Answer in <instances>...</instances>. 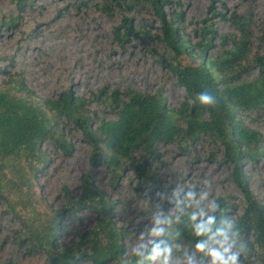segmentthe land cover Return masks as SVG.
I'll return each instance as SVG.
<instances>
[{"label": "trees", "instance_id": "obj_1", "mask_svg": "<svg viewBox=\"0 0 264 264\" xmlns=\"http://www.w3.org/2000/svg\"><path fill=\"white\" fill-rule=\"evenodd\" d=\"M11 1L19 10L27 2ZM95 8L109 16L114 9L128 13L143 8L153 11L159 23V35L155 38L169 56V61L161 57L160 62L167 63L184 100L174 110L161 94L132 90L112 89L108 93L101 90L88 98L73 96L65 90L55 97L38 98L20 76L8 74L7 80L0 83V206L20 226L13 241L18 246L24 244L28 254L45 256L47 264H119L128 232L114 220L112 207L116 200L97 188L88 174L81 175L76 194L65 186L61 188L64 204L59 209L53 210L40 197L33 215L25 217L19 208L32 206L28 197L32 196L38 166L43 167L49 161L41 144L48 141L69 152L70 144L62 128L71 124L91 148L90 165L102 164L112 186L129 168L136 175L138 188L153 183L151 192L157 189L159 180L147 166V160L158 158V147L176 143L187 150L188 145L206 137L218 149L220 162L230 168V180L242 194L243 206L238 210L229 199L216 197L222 214L235 218L246 243L241 262L264 264V203L249 190L243 168L244 163L264 166L263 138L244 120L249 113L264 112V26L258 29L253 50L248 21L234 15L227 18L218 11L212 14L228 20L235 27L233 34H221L217 41L214 25L203 20L193 30L196 41L192 42L182 34V15L174 13L171 0H100ZM164 8L171 11L168 19ZM121 20L113 31L119 44L132 38L136 41L154 38L149 36L146 25L134 27L132 17ZM16 21V18L7 22L1 19L0 27H14ZM218 46L220 49L212 54ZM203 89L215 95V105L206 107L197 102L196 94ZM93 103L106 116L98 117L92 112ZM7 166L17 168L15 181L7 178ZM81 210L94 214V226L78 234L75 243L67 245L59 239L64 231V218L74 220ZM173 231L179 232L175 242L191 251L194 241L186 216L173 225ZM173 256L178 257L179 253L174 252ZM1 264L15 262L7 259Z\"/></svg>", "mask_w": 264, "mask_h": 264}, {"label": "rangeland", "instance_id": "obj_2", "mask_svg": "<svg viewBox=\"0 0 264 264\" xmlns=\"http://www.w3.org/2000/svg\"><path fill=\"white\" fill-rule=\"evenodd\" d=\"M171 1L174 13L182 15V34L189 36L192 42L196 41L193 30L199 28L203 20L214 25L216 40L221 34L235 32L228 20H222L219 15L212 16L218 11L227 18L234 15L246 19L252 35V49L257 46L258 29L264 26V0ZM99 2L27 0L25 7L19 10L11 0H0V20H17L14 27H0V83L7 80L8 74H17L38 98L55 97L65 90L81 98H88L101 90L108 93L112 89L161 94L170 109H178L184 95L176 86L167 63L160 62L161 57L169 61V56L155 38L159 35V23L153 11L143 8L128 13L114 9L109 16L95 8ZM164 11L168 19L171 11L169 8ZM122 17H132L134 27L146 25L149 36L154 38L141 41L132 38L119 44L113 31L122 22ZM219 49L218 46L211 53H217ZM104 97L101 94V99ZM91 111L98 117L106 116L100 113V106L96 103L92 104ZM244 120L261 134L264 145V112L249 113ZM62 134L70 144L69 152L48 141L41 144L49 161L43 167L38 166L32 196H27L32 206H19L25 217L33 215L39 197L53 210L61 208L64 204L61 188L65 186L76 194L82 174H88L97 188L116 200L112 211L116 223L128 232L125 245L148 222L151 206L157 200L156 193L162 192L161 188L171 189L179 185L199 190L207 187L212 196H222L236 204L237 210L243 206L242 194L230 180V168L220 162L218 149L206 137L188 145L187 150L180 149L176 143L159 146L158 158L147 160V166L159 180L157 189L151 192L153 183L138 188L136 175L129 168L112 186L109 173L102 164L90 165L91 148L80 132L66 124ZM243 168L248 176L249 190L264 203V166L244 163ZM16 171L17 168L7 166V178L15 181ZM5 211L0 206V264L7 259L15 264H47L45 256L28 254L24 244L18 246L13 241L20 226ZM94 223V214L81 210L74 220L64 218V231L59 239L71 245L78 240V234L92 229ZM172 264H177V257H172Z\"/></svg>", "mask_w": 264, "mask_h": 264}, {"label": "clouds", "instance_id": "obj_3", "mask_svg": "<svg viewBox=\"0 0 264 264\" xmlns=\"http://www.w3.org/2000/svg\"><path fill=\"white\" fill-rule=\"evenodd\" d=\"M197 102L206 107L216 103L215 95L203 89L196 94ZM148 222L128 241L119 264H241L246 243L233 217L222 214L215 196L207 187L185 189L177 185L156 193ZM169 207H165V205ZM187 217L193 244L191 251L176 243L179 232L173 225Z\"/></svg>", "mask_w": 264, "mask_h": 264}]
</instances>
